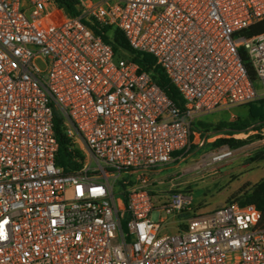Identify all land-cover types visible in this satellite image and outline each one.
Wrapping results in <instances>:
<instances>
[{"label": "built area", "instance_id": "built-area-1", "mask_svg": "<svg viewBox=\"0 0 264 264\" xmlns=\"http://www.w3.org/2000/svg\"><path fill=\"white\" fill-rule=\"evenodd\" d=\"M75 7L0 0V264H264L255 204L196 213L177 176L158 180L166 185L158 194L149 177L188 151L199 115L259 98L264 30L242 32L264 20V0ZM108 26L154 57L182 106L129 57L114 61L93 30ZM56 118L69 169L57 163ZM168 216L171 224L183 216L175 232H161Z\"/></svg>", "mask_w": 264, "mask_h": 264}, {"label": "rangeland", "instance_id": "rangeland-1", "mask_svg": "<svg viewBox=\"0 0 264 264\" xmlns=\"http://www.w3.org/2000/svg\"><path fill=\"white\" fill-rule=\"evenodd\" d=\"M125 56L124 53H117L114 56V61L125 58ZM255 87L259 93L257 100L261 99L264 102V87L259 80H255ZM247 113L248 104L233 105L227 110L213 111L196 121L201 119L215 124L219 120L244 117ZM213 135L214 133L207 134V140L203 145L193 144L180 159L167 163L161 170L152 171L149 175L155 180V184L150 185L152 193L165 192L166 185L159 184L158 180H167L171 176H177V180L181 182L177 187H182L184 192L192 195L193 210L195 211L200 208L209 209L220 202V205L235 202L238 198L234 196L239 192V189L246 188V185L238 188L242 180L248 178L252 180L250 183L252 185L264 178V125L242 132L240 137L236 138L239 142L232 146L216 144ZM226 150H230L231 153L219 159H211L216 153ZM244 171L245 173L240 176ZM115 187H117L116 184ZM244 200L245 197L241 196L238 202ZM154 201H156V197H154ZM159 216L160 214L156 210L151 211L153 221H158ZM173 231L174 226L168 216L162 224L161 232L171 233Z\"/></svg>", "mask_w": 264, "mask_h": 264}, {"label": "trees", "instance_id": "trees-1", "mask_svg": "<svg viewBox=\"0 0 264 264\" xmlns=\"http://www.w3.org/2000/svg\"><path fill=\"white\" fill-rule=\"evenodd\" d=\"M61 4H65L72 12H77L75 7V0H57ZM93 30L96 34L102 36L104 40L109 42L113 48L114 54L124 53L132 61L137 63L140 69L150 72L154 81L165 91L169 98L178 106H182L183 100L176 89V87L170 82L164 70L155 64V59L152 55L147 53H141L130 48L126 38L124 37L122 31L117 28L112 27H103L101 30H98L96 27H93ZM264 30V20L259 21L249 27L248 30H244L242 34H253L258 33ZM240 54L244 60L245 65L249 70V74L252 79H256L255 72L251 68L250 62L248 61L247 56L242 50ZM248 104V113L244 117H236L233 120H219L215 124L206 123L202 121L192 122L193 127L201 126L204 131H209L213 129L214 131H226L228 133L234 132H244L249 128H257L264 125V102L259 99ZM60 118L54 120V128L56 138L59 142V148L57 152V163L64 166L66 169L75 167L74 164L69 163V158L71 154L67 151V139L65 138L62 128L59 126ZM237 139L232 137L229 138H217L215 140L216 144H227L229 146L235 145ZM177 154V152L175 153ZM247 184L246 188H240L239 192L234 196L236 201H239L241 196L245 197V200L238 202L240 205L246 204H255L258 209L262 211L264 216V178L255 184ZM248 188V189H247ZM233 202V201H232Z\"/></svg>", "mask_w": 264, "mask_h": 264}, {"label": "crops", "instance_id": "crops-1", "mask_svg": "<svg viewBox=\"0 0 264 264\" xmlns=\"http://www.w3.org/2000/svg\"><path fill=\"white\" fill-rule=\"evenodd\" d=\"M229 107H227V108H221V109H217V110H227ZM217 110H214V111H217ZM211 112H213V111H211ZM211 112H208V113H204V114H201V115H199L196 119H198V118H204V116H206L207 114H210ZM236 118V117H235ZM234 118V119H235ZM196 119L194 120V121H196ZM231 120H233V119H231ZM193 121V122H194ZM198 121H202L201 119H199ZM202 122H206V121H202ZM218 122V121H217ZM216 122V123H217ZM206 123H208V122H206ZM211 124H213V123H211ZM191 129H192V135H191V138H192V144H191V147H192V145L193 144H195V145H197V146H201V145H199L196 141H198V139H199V137L200 138H202L203 140H204V143H205V141L207 140V134H210V133H214V135H213V138L214 139H217V138H223V137H225L226 136V134L228 133V132H226V131H214L213 129H211V130H209V131H204V129H203V127H201L200 125L199 126H197V127H193V126H191ZM203 143V144H204ZM202 144V145H203ZM177 154H175V156H176ZM177 159H180V158H176L175 157V159L174 160H177ZM245 173V171L244 172H242L241 173V175L240 176H242L243 174ZM251 181L252 180H249L248 178H245L244 180H242L240 183H239V186H238V188H240V186L242 187L243 185H247V183L248 184H250L251 183ZM221 203V202H220ZM220 203L218 204H216V205H214V206H212V207H209V209H204V208H200V209H198V210H195V212L196 213H204V212H209V211H212V210H214L215 208H217V207H219V206H222V205H220ZM183 219V216H180V217H172V220H173V222H174V224H172L173 226H174V231L173 232H175L178 228H179V226L181 227L182 226V223H181V220Z\"/></svg>", "mask_w": 264, "mask_h": 264}, {"label": "bare ground", "instance_id": "bare-ground-1", "mask_svg": "<svg viewBox=\"0 0 264 264\" xmlns=\"http://www.w3.org/2000/svg\"><path fill=\"white\" fill-rule=\"evenodd\" d=\"M224 155H225L224 152L216 153L211 159L212 160L219 159V158L223 157Z\"/></svg>", "mask_w": 264, "mask_h": 264}]
</instances>
